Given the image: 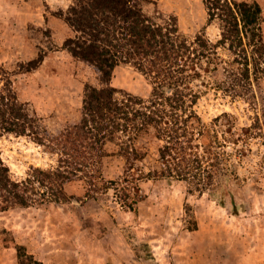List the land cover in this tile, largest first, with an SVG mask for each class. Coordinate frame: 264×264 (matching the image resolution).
I'll list each match as a JSON object with an SVG mask.
<instances>
[{"label":"rangeland","instance_id":"obj_1","mask_svg":"<svg viewBox=\"0 0 264 264\" xmlns=\"http://www.w3.org/2000/svg\"><path fill=\"white\" fill-rule=\"evenodd\" d=\"M229 1L258 4L264 41V0ZM69 4L0 0V87L10 82L45 140L40 145L28 136L0 138V157L16 182L31 170L59 168L62 152L50 139L80 121L86 86L100 87L98 74L62 48L72 32L57 14ZM139 4L159 25L174 18L189 41L220 39L221 26L208 20L203 0ZM217 54L222 60L217 71L203 69L204 88L193 87L202 95L195 106L204 123L200 139L218 132L219 142L224 140L217 150L224 176L214 175L200 193L187 182H161L152 176L160 167L161 143L151 133L137 139L134 147L144 158L128 169L116 145L123 139L116 135L102 147L98 162L93 159L84 172L69 175L62 203L0 213V264L18 263L15 246L42 264H264V75L246 81L228 52L218 48ZM38 55L43 56L38 68L19 69ZM109 85L143 100L153 87L127 64L114 70ZM125 178L127 187L112 183ZM131 200L136 203L128 210Z\"/></svg>","mask_w":264,"mask_h":264},{"label":"trees","instance_id":"obj_2","mask_svg":"<svg viewBox=\"0 0 264 264\" xmlns=\"http://www.w3.org/2000/svg\"><path fill=\"white\" fill-rule=\"evenodd\" d=\"M69 1L66 11L57 14L72 32L62 48L98 74L100 87L86 86L80 121L50 139L52 147L62 152L57 170H31L25 180L16 182L0 157V213L43 202L62 203L65 199L62 187L70 181L69 175L84 172L93 159L98 162L102 147L114 142L116 135L123 139L116 145L128 169L131 162L144 158L134 142L151 133L161 143L160 167L153 172V178L165 183L187 182L199 193L207 189L213 176L222 174L217 150L224 147V140L219 142L218 132L205 141L200 139L204 136V123L195 106L202 95L195 91L193 83L204 88L203 69L217 71L218 63L222 62L218 48L228 52L232 62L241 67L244 80L250 75L255 79L264 75L263 19L258 4L203 0L208 20L221 26L220 39L210 44L201 36L187 40L174 18L165 25L153 22L144 14L139 0ZM42 61L43 56L38 55L20 64L19 69L31 72ZM126 64L150 79L153 87L149 99L120 92L109 85L114 70ZM9 134L28 136L40 145L45 143L36 121L29 117L24 104L18 102L7 81L0 87V138ZM62 164L70 169L62 171ZM112 183L114 186L121 183L124 188L127 178ZM135 203V200L127 202V209L131 210ZM191 221L195 225L193 218ZM15 250L17 264H42L23 246H15Z\"/></svg>","mask_w":264,"mask_h":264}]
</instances>
